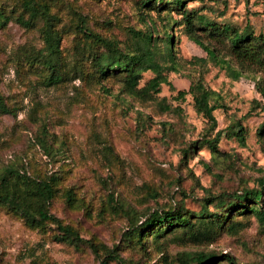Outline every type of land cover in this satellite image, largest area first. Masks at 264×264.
<instances>
[{"label":"rangeland","instance_id":"obj_1","mask_svg":"<svg viewBox=\"0 0 264 264\" xmlns=\"http://www.w3.org/2000/svg\"><path fill=\"white\" fill-rule=\"evenodd\" d=\"M23 1L0 0V104L9 110H0L2 195L36 215L40 201L33 190L52 179L50 212L97 251L61 241L55 224L31 223L0 200V264H118L108 257L113 250L125 264H189L188 255L199 252L216 254L215 264H264V225L229 204L239 205L237 196L259 189L264 179V98L256 87L262 74L234 81L211 63L204 69L205 83L216 94L211 103L221 107L211 131L189 94L177 98L189 88L187 77L198 75L189 61L207 55L186 35L171 5L39 0L55 18L25 28L17 22ZM187 8L246 33H264V0L192 1ZM81 18L88 30L116 40L124 51L147 31L148 21L160 40L165 32L172 35L182 64L168 75L174 90L162 84L155 100L142 101L126 91L123 73L101 78L94 57L104 49L80 31ZM48 27L60 38L53 64L61 80L52 85L46 82L52 68L40 55ZM152 76L145 73L140 87ZM241 128L245 144L237 135ZM217 131L223 134L212 152L204 141ZM211 196L218 198L209 203ZM259 207L264 209V198ZM178 208L193 214V228H153L141 239L133 232L154 211ZM202 208L218 221L207 223L210 239L199 244L190 233L200 226L195 216Z\"/></svg>","mask_w":264,"mask_h":264},{"label":"trees","instance_id":"obj_2","mask_svg":"<svg viewBox=\"0 0 264 264\" xmlns=\"http://www.w3.org/2000/svg\"><path fill=\"white\" fill-rule=\"evenodd\" d=\"M158 1H162V7L171 5L174 10L178 11L186 35L192 42L202 48L207 55L206 57L196 56L189 61V63H194L193 66L198 68V70H195L198 71V75L193 76L190 74L187 77L190 80L189 88L188 90L178 91L177 98H184L189 94L193 99L194 110L197 114L208 120L211 131L217 128L218 123L214 112L221 107L211 103L212 98L216 94L215 91L206 85L203 77L204 69H207L210 63L219 67L228 78L234 81H239L247 73L262 74V78L256 82V87L264 98V33L258 35L254 31L246 33L243 29L230 24L217 23L207 14L201 12V10L187 8V3L189 2H204V0H142V5L147 7ZM22 11L23 13L17 18V22L25 28L32 27L35 21L40 18H45L48 23L55 18L49 14L47 4H42L39 0H24ZM24 15L28 16L27 19ZM222 15H224V12L220 14V16ZM145 21L147 23V20ZM148 22L147 31L138 32L140 33L139 36H135L136 41L127 51L122 50L116 40L103 38L99 34L88 30L82 18V26L80 27V31L84 33L85 37L91 39L94 44L101 45L104 49L102 54L94 57L99 76L105 78L109 75L123 73L126 91L142 101L155 100L157 94L160 93L162 84L169 85L171 90H174V86L170 82L168 75L180 72L182 66L174 51L173 36L165 32V36L160 40L159 37L154 36L156 32L154 23L152 21ZM45 43L46 45L40 55L44 58V63L50 65V68H52V73L46 81L48 85H52L61 80V76L54 68L55 64H53L60 51V38L49 27L45 32ZM147 72H151L153 76L144 86L140 87L143 75ZM165 105L167 109H171V106ZM0 110L4 113L9 112L8 108L2 104H0ZM242 130L243 128H241L237 135L239 141L245 144ZM222 134V131H217L214 138L206 139L204 144L212 152H217V145L220 142ZM259 135L264 141V123L259 128ZM33 191L40 201L36 215L31 214L26 207H22L16 199L2 195L1 185L0 200L8 204L12 210L23 213L31 223L42 225L46 222H51L55 224L62 233L61 241L77 244L87 243L93 250L97 251L91 242L83 240L75 229L63 225L50 212V202L54 195L52 179L42 182ZM211 197L213 198H210L209 203H213L218 198L216 196ZM263 198L264 179L260 181L259 189L244 190L242 194L237 196L240 202L239 205L234 200L229 204L233 205L235 209L239 208L241 212L254 214L264 225V209L259 207ZM221 203H226V200H222ZM125 213L129 217L132 216L131 213ZM214 215L209 214L207 208H202L198 216H195L199 220L197 223L200 226L190 233L191 241L201 244L210 239V225H214L218 221L217 214ZM213 217H216V219ZM192 218L193 214L184 208L154 211L143 223L136 224L132 230L141 239L145 232L149 233L153 228L156 229V233H164L166 231L164 230L165 227L179 228L189 226L193 228L194 224L191 223ZM207 223H210V225H207ZM230 228L232 229V227ZM108 257H110V261L125 264L124 260L114 250L110 251ZM217 259L218 256L213 253L199 252L188 255L189 264H215ZM223 260L233 262V259L229 256L224 257ZM101 264H108V262L102 261Z\"/></svg>","mask_w":264,"mask_h":264}]
</instances>
